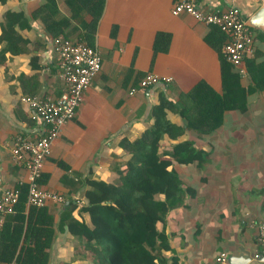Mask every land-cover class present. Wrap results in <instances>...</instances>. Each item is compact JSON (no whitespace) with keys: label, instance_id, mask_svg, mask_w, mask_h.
<instances>
[{"label":"crops","instance_id":"crops-1","mask_svg":"<svg viewBox=\"0 0 264 264\" xmlns=\"http://www.w3.org/2000/svg\"><path fill=\"white\" fill-rule=\"evenodd\" d=\"M176 1L105 0L92 41L102 57L101 69L86 89L75 118L54 142L44 163L42 188L82 205L83 181L117 182L116 167L121 164L126 170L131 154L120 146L123 138H139L162 111L170 122L185 126L182 116L168 108L167 102L177 103L201 80L217 92L223 91L220 51L227 35L191 14H173ZM54 3L47 9L48 0H0V35L8 20L6 13H22L10 34L13 50H6L0 61V194L7 187L27 183V169L11 160L14 137L22 134L37 139L44 130L39 120L32 119L21 97L55 99L63 94L53 38L64 35L74 41L86 40V26L93 20L77 0ZM199 4L216 11L237 6L249 18L264 0H199ZM60 29L63 32L57 33ZM250 29L256 36L249 59L261 62L264 32ZM6 47L7 42L0 40V53ZM147 73L172 80L130 94ZM243 79L252 82L248 69ZM179 140H189L202 151L203 160L173 162L171 166L183 194L170 200L165 223L155 225L165 230L171 246L163 251L166 262L176 257L180 264H214L216 255L225 251L229 256L250 257L246 264H264L263 256L256 257L258 224L264 222V90L250 96L247 111H228L217 130L200 136L186 129ZM173 143L165 133L161 150L171 151ZM47 207L55 224L47 264H87L91 255L86 241L61 224L64 204L49 203ZM73 215L89 222L88 213L79 209ZM157 264L164 263L159 260Z\"/></svg>","mask_w":264,"mask_h":264},{"label":"trees","instance_id":"trees-1","mask_svg":"<svg viewBox=\"0 0 264 264\" xmlns=\"http://www.w3.org/2000/svg\"><path fill=\"white\" fill-rule=\"evenodd\" d=\"M48 1L50 5L47 9L55 6L54 0ZM77 1L93 16L86 26L87 41L79 42L93 46L105 0ZM5 17L8 20L2 25L0 40L6 41L7 47L0 53V61L4 59L6 50H13L14 41L10 34L16 30L13 22L20 20L22 13L9 11ZM60 32L63 29L57 33ZM217 49L220 50L219 47ZM220 55L221 93L201 80L189 92L183 93L177 103L167 102L168 108L182 116L185 126L170 122L166 112L162 111L139 138L133 141L123 138L119 142L131 156L125 162V171L121 169V164L116 167L117 182L87 179L83 181L85 188L81 192L84 203L80 205L73 199L67 206L64 203L61 224L66 225L72 235L86 241L91 255L88 259L90 264H157L159 260L164 264H180L176 257L166 262L163 251L171 246L165 230L155 227L159 222L165 223L171 207L170 200L181 198L183 194L178 174L171 168L173 162L200 163L203 160L201 150L189 140L179 139L186 129L200 136L217 130L228 111H247L250 96L264 90V60L246 59L252 81L246 83L243 79L246 75H241L222 51ZM165 133L174 141L171 151L161 150L160 142ZM16 187L21 194L15 212L7 215L0 228V262L47 264L55 232L53 216L47 205L27 207V184ZM76 209L88 213L89 222L76 218L73 215ZM160 249L162 252H159Z\"/></svg>","mask_w":264,"mask_h":264},{"label":"built area","instance_id":"built-area-1","mask_svg":"<svg viewBox=\"0 0 264 264\" xmlns=\"http://www.w3.org/2000/svg\"><path fill=\"white\" fill-rule=\"evenodd\" d=\"M172 13L175 15L188 13L206 25L219 28L228 37L222 47V54L241 75L247 74L246 59L255 51L254 38L247 25V18L240 8L231 6L226 11L206 10L199 4V0H177L172 7ZM53 49L59 60L64 92L55 99L23 95L21 101L30 109L32 119L42 123L44 130L37 139L18 134L11 145L12 162L25 167L28 172L26 183L28 206L42 207L49 203L66 202L64 194L41 187L44 163L50 156L54 142L60 136L63 127L75 118L86 89L92 85L102 66L99 49L85 42L58 35L53 38ZM171 80L172 77L147 73L139 80L137 86L130 89V94L140 89L145 90L159 81ZM20 194L21 191L16 186L7 187L0 194V228L5 222L6 215L15 212ZM257 241L260 249L256 257H264V222L258 224ZM228 257V253L221 251L216 255L214 264H229Z\"/></svg>","mask_w":264,"mask_h":264},{"label":"water","instance_id":"water-1","mask_svg":"<svg viewBox=\"0 0 264 264\" xmlns=\"http://www.w3.org/2000/svg\"><path fill=\"white\" fill-rule=\"evenodd\" d=\"M247 25L255 30H262L264 32V5L261 6L252 16L247 18ZM256 33H253V38L255 39ZM2 177L0 172V183ZM65 204H69L67 201ZM251 260L250 257L244 255H231L228 257L229 264H246Z\"/></svg>","mask_w":264,"mask_h":264},{"label":"rangeland","instance_id":"rangeland-1","mask_svg":"<svg viewBox=\"0 0 264 264\" xmlns=\"http://www.w3.org/2000/svg\"><path fill=\"white\" fill-rule=\"evenodd\" d=\"M87 264H90L89 262H87Z\"/></svg>","mask_w":264,"mask_h":264}]
</instances>
